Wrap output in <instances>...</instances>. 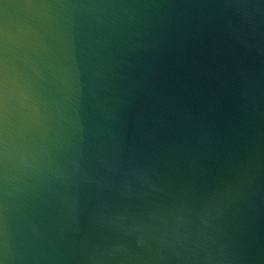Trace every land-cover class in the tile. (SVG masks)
Instances as JSON below:
<instances>
[{"label":"water","instance_id":"water-1","mask_svg":"<svg viewBox=\"0 0 264 264\" xmlns=\"http://www.w3.org/2000/svg\"><path fill=\"white\" fill-rule=\"evenodd\" d=\"M0 264H264V0H0Z\"/></svg>","mask_w":264,"mask_h":264}]
</instances>
